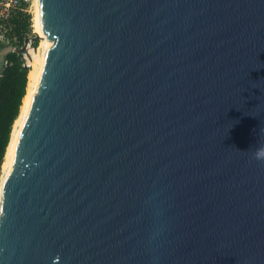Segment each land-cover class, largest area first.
Listing matches in <instances>:
<instances>
[{
	"label": "water",
	"instance_id": "95a60500",
	"mask_svg": "<svg viewBox=\"0 0 264 264\" xmlns=\"http://www.w3.org/2000/svg\"><path fill=\"white\" fill-rule=\"evenodd\" d=\"M40 29L0 264H264V0H40Z\"/></svg>",
	"mask_w": 264,
	"mask_h": 264
},
{
	"label": "trees",
	"instance_id": "16d2710c",
	"mask_svg": "<svg viewBox=\"0 0 264 264\" xmlns=\"http://www.w3.org/2000/svg\"><path fill=\"white\" fill-rule=\"evenodd\" d=\"M4 25L7 29V43L16 48L22 47L26 37L32 33L31 15L25 10H18ZM38 44L39 40L33 42L34 47ZM30 70L31 68L24 66L22 54L12 52L7 55L6 65L0 75V184L14 124L27 93Z\"/></svg>",
	"mask_w": 264,
	"mask_h": 264
},
{
	"label": "bare ground",
	"instance_id": "6f19581e",
	"mask_svg": "<svg viewBox=\"0 0 264 264\" xmlns=\"http://www.w3.org/2000/svg\"><path fill=\"white\" fill-rule=\"evenodd\" d=\"M35 11H34V28L35 32L41 38V47H43V53L39 56L35 57V63L31 68L29 75H28V86H27V93L23 99V104L21 107V112L14 124L13 132L9 147L7 149L5 161L3 164V175L1 178V184L4 181L5 177L9 174L13 164V152L20 134L21 127L30 111L33 102L35 100L38 86H39V78L42 73L43 64L51 50L52 42L48 40L46 36H43L40 29V0H35L34 2ZM0 184V198H1V185Z\"/></svg>",
	"mask_w": 264,
	"mask_h": 264
},
{
	"label": "built area",
	"instance_id": "2783aa9c",
	"mask_svg": "<svg viewBox=\"0 0 264 264\" xmlns=\"http://www.w3.org/2000/svg\"><path fill=\"white\" fill-rule=\"evenodd\" d=\"M24 4H26V7L24 8ZM32 1L31 0H0V40L6 41V25H4V22L8 20L10 17H12L18 10H28V7L31 8ZM34 37V36H33ZM35 40L27 38L24 41L23 46L25 47L24 50L25 52L22 53L23 60H24V66L31 68L32 66V60L31 59V53L30 50L32 49L33 51L35 48L33 47V42ZM22 46V47H23ZM21 47V48H22ZM33 47V48H32ZM6 63L4 64V66Z\"/></svg>",
	"mask_w": 264,
	"mask_h": 264
},
{
	"label": "rangeland",
	"instance_id": "374dc122",
	"mask_svg": "<svg viewBox=\"0 0 264 264\" xmlns=\"http://www.w3.org/2000/svg\"><path fill=\"white\" fill-rule=\"evenodd\" d=\"M32 1V7L31 8H29L28 7V10H27V12L31 15V22H32V25H31V27H32V33L30 34V35H28L27 37H26V39L27 38H30V39H34V37L35 36H37L38 34L35 32V28H34V11H35V6H34V2H35V0H31ZM34 36V37H33ZM39 40V44H38V46L37 47H34L35 48V50L33 51L32 49L30 50V53H31V59H33L32 60V66H31V68L33 67V65H34V63H35V57L36 56H39L40 54H42L43 53V47H41V38H39L38 39ZM7 45H9L5 40L4 41H2V40H0V50L4 47V46H7ZM32 47V48H33ZM21 48V47H20ZM20 48H18V49H20ZM22 48H25L24 46L22 47ZM21 48V49H22ZM3 69V68H2ZM0 75H1V72H0Z\"/></svg>",
	"mask_w": 264,
	"mask_h": 264
},
{
	"label": "flooded vegetation",
	"instance_id": "af4514ba",
	"mask_svg": "<svg viewBox=\"0 0 264 264\" xmlns=\"http://www.w3.org/2000/svg\"><path fill=\"white\" fill-rule=\"evenodd\" d=\"M0 65H1V59H0Z\"/></svg>",
	"mask_w": 264,
	"mask_h": 264
}]
</instances>
